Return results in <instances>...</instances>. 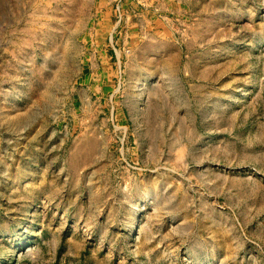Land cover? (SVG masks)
I'll return each instance as SVG.
<instances>
[{
	"label": "rangeland",
	"instance_id": "obj_1",
	"mask_svg": "<svg viewBox=\"0 0 264 264\" xmlns=\"http://www.w3.org/2000/svg\"><path fill=\"white\" fill-rule=\"evenodd\" d=\"M0 264H264V0H0Z\"/></svg>",
	"mask_w": 264,
	"mask_h": 264
}]
</instances>
